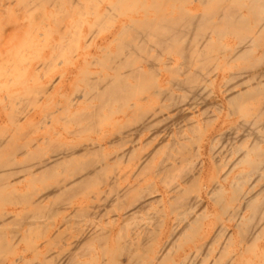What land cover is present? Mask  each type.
Segmentation results:
<instances>
[{
	"label": "bare ground",
	"instance_id": "bare-ground-1",
	"mask_svg": "<svg viewBox=\"0 0 264 264\" xmlns=\"http://www.w3.org/2000/svg\"><path fill=\"white\" fill-rule=\"evenodd\" d=\"M122 1L108 0L86 23L89 26L105 23L102 20L112 16ZM221 1L218 0L214 10H205L199 15L188 14L180 7L176 17L174 7L168 10L169 7L153 0L152 6L144 4L134 13L115 20L106 34L90 44L88 56L92 60L90 58L88 65H98L100 75L86 82L89 91L66 101L65 108L85 97L98 104L82 112L80 109L69 111L68 114L72 113L69 121L84 130L95 128L104 110L110 111L113 104H126L121 119L115 124L121 128L119 124L128 123L126 118L135 121L136 138L130 139L131 150L111 153L106 141L100 139L99 143L89 142L71 150L66 147L46 157L47 150L40 144L20 145L14 143L15 138L0 135V156L2 151L9 152L0 157V182L6 176V168L13 170L11 176L34 170L37 175L33 178L42 179L43 190L31 191L37 192V196L43 193L42 197L26 194L5 199L22 205L20 212L30 209L33 214H24L26 218L44 216L43 210L50 211L45 215L51 217L58 210L59 199L65 201L71 194L85 190L89 194L91 185H114L106 180L111 162L124 163L128 169L120 173L123 184L111 188L115 194L111 201L116 202L115 209L119 213L105 222L107 226L100 230L90 218L92 214L88 211L100 209V205L76 199L67 207V213L61 214L58 220H54L56 215L53 218L50 237L46 240L50 244V258L37 264H164L168 251L180 239L183 243L178 247L182 254L171 259L170 256L172 264H194L196 253L201 249L207 256L217 248L216 259L221 250L230 247L233 249L230 263L242 257L246 244L255 238L259 219L264 214V137L258 136L261 129L264 130V70L254 71L256 78L244 79L254 84L241 89L230 85L220 91L225 73L222 70L214 73L208 65L216 44L213 35L218 38L226 33L235 35L240 40L235 47L238 58L250 56V48L258 47L259 39L264 41V0H229L226 7H222L225 0ZM35 2L20 0L25 9ZM244 8L251 14L257 29L251 28L254 23L247 16L236 13V9ZM18 30L9 32L10 41L17 40L21 31ZM250 32L251 36L258 37H248ZM220 41L219 38V46L224 47ZM263 47L264 43L260 45ZM152 51L155 54L150 56ZM261 55L264 60V50ZM83 63L87 64L86 59ZM70 74L71 71L67 78ZM239 81L242 83L241 79ZM65 86L60 83L54 89L60 92ZM232 90L235 91L225 95ZM259 96L263 101L248 104ZM166 137L171 139L167 144L170 152L159 160L153 146L163 145ZM115 142L121 145L122 139ZM135 145L149 147V150L134 153ZM48 146L47 141L45 149ZM16 156H20V160H33L36 166L17 164ZM144 167L150 173L142 185L137 172ZM47 179L56 182L52 184L54 189L48 190L50 186L44 181ZM15 183L20 185L22 180ZM6 187L13 185L8 183ZM56 195L51 207L44 206L42 202ZM152 208L157 219L153 223L148 217L149 223L145 215ZM9 210L0 212V253L10 248L5 244L7 235L1 225L20 215L15 214L16 209ZM212 215L216 221L208 220ZM227 222L234 229L231 233L227 232ZM27 225L36 226V222ZM64 234L69 235L63 238ZM187 241L192 242V246L182 248ZM47 253L37 252L42 256ZM25 260L24 255L14 253L0 264H24Z\"/></svg>",
	"mask_w": 264,
	"mask_h": 264
},
{
	"label": "rangeland",
	"instance_id": "rangeland-1",
	"mask_svg": "<svg viewBox=\"0 0 264 264\" xmlns=\"http://www.w3.org/2000/svg\"><path fill=\"white\" fill-rule=\"evenodd\" d=\"M240 1L242 2V0ZM155 2L159 3L160 1L155 0ZM107 3L108 0H51L49 2L48 0H43L42 2L36 0L34 4H30L29 9H25L22 8L23 4L20 3V0H0L1 136H4V138L9 137L10 139L15 138L13 140L14 143L20 145L40 144L44 150L49 151H45L48 153L45 154L46 157L66 147L71 150L89 142L96 143L97 141L99 143L100 139L101 141H106L111 153L121 149L131 150L132 140L130 139L136 138L135 121L126 118L128 123L124 124L123 122V124H119L121 128L119 126L118 128L115 124L118 119H121L122 110L125 109L126 104H113L110 111L108 109L103 111L104 114L99 117L97 124H95V128L89 127L85 130L80 127L78 128L76 124L69 121L72 113L70 115L68 112L74 109H80L81 112L83 110H90L91 105L98 104V102L93 99L90 100L88 97L79 98L77 104L73 106L69 105L65 108L67 106L66 101L76 96L83 95L84 91H89L86 82L88 83V81L94 80L100 75L98 65H88L90 63L89 61L92 60L91 56H88L89 51H91L90 44L100 36L106 34L115 20L123 18L125 14L134 13L135 10L140 9L144 4L146 6H152L153 0H124L117 5L112 16L102 20H105V23L97 26H89L86 21L92 20L93 15L103 9ZM229 3V0H225L222 3V7L228 6ZM159 4L165 6V8L174 7L173 9L177 10L174 12V15L178 17V10H180V7H182L181 10L185 9L188 14L199 15L203 14L205 10L206 12L207 10L208 12L209 10H214L218 6V0H209L205 3H201L199 0L190 1V3L161 0ZM151 9L152 8H150V10ZM168 10L172 9L170 8ZM151 13L154 12L151 10ZM236 13H240L243 16L245 15V17L247 16V18L254 23H251V28L257 29L255 27L256 23L247 9H240V11L236 9ZM212 19L215 20V18ZM16 28L21 30L20 35L17 37V40L10 41L8 35L11 34H9V32H12ZM247 36L254 38L258 37L256 34H252L251 36V32L248 33ZM213 37L215 38L216 44L211 51L213 57L208 68L214 69V73L220 70L224 71L225 75L220 85V91L228 89L230 85L236 86L233 89H241L248 86V84H254V81L249 82L247 80H251L249 77L253 78V76L256 78L253 72L257 71L259 68V70H264V63L262 65L263 67L260 66V63L264 61L261 55L264 47L260 48V45H262L264 41L262 40L261 42L259 39V45L257 44L258 47L253 45L252 48H250V56L238 58L235 47L239 44L240 40L238 41L235 35L226 33L219 37L221 39L220 42L224 43V47L219 46L218 36L213 35ZM161 53L166 55V52ZM154 54L155 53L152 51L149 55L151 56ZM83 59H86L87 64L83 63ZM258 60L261 61L259 62ZM69 71H71V74L69 75L70 77L67 78V73ZM243 72L247 73L243 74ZM236 78L237 80L241 79L242 83L239 80L237 81ZM245 78L248 79L245 81ZM59 82L66 86L64 90L56 92L54 87H58V85H60ZM233 91L235 90L225 93V95ZM262 99L263 98L259 96L255 99H251L248 104H252L256 101L259 103V101L264 100ZM29 116L31 117L29 118ZM103 133L104 135H102ZM258 136L264 137L263 129H261ZM170 137L165 138L163 145L155 144L153 146L158 152L159 160L165 156L166 153L170 152L169 148H167V144L171 143ZM118 139H122L121 145L115 142ZM128 140H130V142H127ZM47 141L50 142V146L45 149V143ZM143 141L145 142V140ZM112 144L114 145L112 146ZM57 146L61 148L58 149ZM30 149L32 150V147ZM142 150L147 151L149 147L135 145L133 148L134 153H140ZM1 153L3 155H5V153L7 155L9 154L7 151H2ZM16 163L20 165L31 163V166H36L33 160L30 162L21 160L18 162L16 161ZM127 170L124 163L119 164L111 162L106 180L108 183L113 182L114 185H91L89 192H94L93 194H88L85 190V192L81 194H71L65 201L59 199L57 204L58 210L54 211L51 217L45 215L49 214L50 211L43 210L41 212L44 213V216L26 218V215L30 216L33 214L30 212V209H27L24 213V209L20 212L19 210L23 207L22 205L20 206L18 203L12 204V202L9 203V201L5 200L6 198H18L26 194H32L34 198L43 196V193L37 196V192L43 190L44 187L41 184L42 179L33 178V175H37V173H34V170L29 172V174L25 172L27 173L26 176H23V173H19L15 177H6L4 180H1L0 212H10L9 209L13 208L17 210L15 214L20 215L16 218H10L5 224L1 225L3 231L7 235L5 244L10 248L0 253V261L6 257H12L14 253H19L26 257L24 264H37V261L43 262L45 258H50V244H47L46 240L50 237L52 220L56 216L58 217L54 220H58L61 214L67 213V207L77 201L76 199H84L86 203L90 205L97 204L101 206L100 209L94 211L89 210L88 212L92 214L90 217L92 222H95L100 230L101 227L104 228L106 225L105 222L119 213V211L115 209L116 202L111 201L115 196L111 188H119L120 185L123 184V181L119 179L120 173ZM137 173L138 179H142L141 183L145 185L150 170L144 167ZM118 175L119 177L117 178ZM17 180H22V183L20 185H18L19 183L16 184L15 182ZM44 181H47V185L50 186L48 190L55 188L52 185L56 183L55 181L51 179ZM8 183H11L13 187H6ZM20 189H22L23 192L20 191ZM10 191L21 194H15ZM101 191L106 192L101 193ZM57 197V195L53 198L49 196L48 199L42 203H44L46 207H49V205L51 207ZM93 197H95L94 200L91 199ZM154 207L156 209V205ZM153 208L152 210L149 209L146 211L145 216L147 219L150 217L149 219L154 223V220L157 218L155 216L156 213L154 214L155 209L153 210ZM209 218V221H216L213 215L211 219ZM22 219H25L26 222H23ZM149 219L148 221L150 223ZM19 221L22 223H19ZM29 222L30 224L36 222V226L27 225ZM259 222L260 224L255 238L250 243L246 244L242 257L237 259L235 263H230V258H233V249L229 247L226 250H221L216 259H214V257L216 256L217 248H214V251H210L207 256L206 251L201 249L196 253V261L194 264H264V256L261 255L264 254V214L260 217ZM230 224L231 223L227 222L226 227H228L227 232L231 233L234 229ZM123 229L125 228L123 227ZM150 229H152V227H150ZM16 234H18V238ZM68 235L69 234H64L63 238L68 237ZM182 243L183 239H180L175 243L176 245H172L168 251V260L167 258V261L165 260L166 264H172L169 260L176 254H182V249L178 247ZM188 245L192 246V242L187 241L182 245V248H186ZM40 251L43 253L48 251V253L46 256L38 255L37 252Z\"/></svg>",
	"mask_w": 264,
	"mask_h": 264
},
{
	"label": "crops",
	"instance_id": "crops-1",
	"mask_svg": "<svg viewBox=\"0 0 264 264\" xmlns=\"http://www.w3.org/2000/svg\"><path fill=\"white\" fill-rule=\"evenodd\" d=\"M1 156H4V155L1 153ZM1 156H0V157H1ZM4 158H6V157H4ZM20 159H21L20 156H16V157H15V162H16V161H21ZM26 162H27V161H26ZM29 162H30V161H29ZM30 170H31V169H30ZM12 171H13V170H11V168H6V170H4V173L6 174V176L3 177L2 180H4L6 177H7V178L12 177V176L15 177V175H12V176H11V172H12ZM27 173L29 174V172H27ZM27 173H23V176H26ZM16 176H17V175H16ZM0 183H1V182H0Z\"/></svg>",
	"mask_w": 264,
	"mask_h": 264
}]
</instances>
